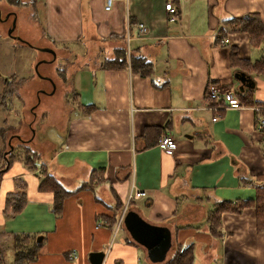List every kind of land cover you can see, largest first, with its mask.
<instances>
[{"label": "crops", "instance_id": "1", "mask_svg": "<svg viewBox=\"0 0 264 264\" xmlns=\"http://www.w3.org/2000/svg\"><path fill=\"white\" fill-rule=\"evenodd\" d=\"M169 1L178 7L177 20L166 9ZM34 2L36 19L17 11L19 31L32 44L53 48L54 61L67 59L66 51L70 58V47L85 42L96 54L87 57L85 48L77 50L83 53L80 64L62 68L66 82L56 77L53 63L42 66L60 87L36 109L29 145L41 157H51L34 169L15 161L2 176L3 241L19 234L6 230L9 220L18 218L13 226L24 224L25 230L43 236V249L29 264H92L90 254L99 251L105 252L103 264H155L124 223L118 225L134 184L146 195L132 200L128 209L168 226L174 245L192 246L193 264H264V230L257 229L253 207L224 213L221 237L211 235L207 221L217 202L252 198L256 184L264 183V131L257 129V118L264 117V77L233 64V51L243 60L264 56V43L252 47L247 32L233 31L225 23L258 13L264 24V0H115L110 10L106 0ZM221 28L229 31L225 37ZM119 47L127 52L126 65L103 68ZM133 55L152 63L148 76L132 70ZM240 71L255 82L254 88L245 89L252 90L255 104L213 108L208 85L237 92L235 74ZM70 90L74 95L66 101L72 102L71 112L63 118L64 96ZM28 100L34 102L35 93ZM87 105L93 108L89 111ZM39 123L43 132L51 124L64 132L63 144L57 147L52 135L39 137ZM164 134L177 142L173 153L158 145ZM0 145L2 168L1 137ZM43 166L76 191L58 216L52 211L53 194L39 189ZM243 177L253 184L243 183ZM85 183L92 186L84 188ZM11 192L26 194L18 213L5 212ZM119 209L116 226H110L104 216Z\"/></svg>", "mask_w": 264, "mask_h": 264}, {"label": "trees", "instance_id": "2", "mask_svg": "<svg viewBox=\"0 0 264 264\" xmlns=\"http://www.w3.org/2000/svg\"><path fill=\"white\" fill-rule=\"evenodd\" d=\"M5 1L9 4L17 6V8L26 7V4H24L22 0ZM225 23L231 25V28L229 29L233 31L238 30L247 32L250 36L252 47L256 48L264 43V24L260 14L252 13L238 19H229ZM220 30L222 33L221 37H225L229 32L226 28H221ZM127 61L128 57L125 47H119L115 52V57L105 60L102 63V67L105 69H119L124 67ZM233 64H240L242 65L244 71H253L257 75L264 77V56L254 61L247 59L243 60L240 59L233 51ZM131 67L134 72L140 73L142 76H148L153 70V65L150 61H148L146 58L135 55L131 57ZM237 92L238 96L244 104H255L252 90L247 89L244 92ZM86 107H88L90 111L93 108V105H87ZM7 158L9 159L10 164L8 168H6L5 164L2 166V168H5H0V180L4 173L15 161H20L29 168L33 169L38 166V163L40 164L39 152L34 151L30 145L20 146V149L10 153ZM42 168L43 176L40 180L39 189L43 191H49L53 194L52 211L55 215L58 216L62 213L65 200L72 194L76 193V191L73 192L65 188L53 173L46 170L44 166ZM95 177L96 175L93 174L90 183H92V180ZM242 181L245 184H253L251 180L244 177L242 178ZM90 183H85L83 187L87 188L89 187V185L92 186V184ZM25 203V193L11 192L7 195L6 198L5 212H8L11 209L14 213H18L22 211ZM246 207H253L255 209L257 216V229L264 230V183L256 184V194L252 198L236 199L233 201L222 200L220 202H217L208 214L207 221L209 224V231L211 235L215 237L222 236V215L224 213H240ZM120 210L121 209L115 211L111 217L104 216L110 226H116ZM4 234V232H0V264H29L37 260L42 243H37L36 240L33 241V238L31 236L14 233L12 234V240L8 245L2 241L1 237L4 236ZM25 240L26 242H22ZM9 248H12L13 258L11 261H9V263H6L5 259L8 257ZM174 249L173 254L169 256L167 261H165L163 264H193L194 253L192 246H183L178 243L176 244Z\"/></svg>", "mask_w": 264, "mask_h": 264}, {"label": "flooded vegetation", "instance_id": "3", "mask_svg": "<svg viewBox=\"0 0 264 264\" xmlns=\"http://www.w3.org/2000/svg\"><path fill=\"white\" fill-rule=\"evenodd\" d=\"M6 3L9 4L8 2ZM9 6L10 9L3 11L4 8L0 2V36L16 42V45H12V47L8 45L9 43H5V47L3 45L4 42H0V137L4 140L5 136L11 132L5 130L8 128V119L2 116L3 108L8 110L9 113L20 111L22 128L26 132L21 130L12 132V135H8L7 148L3 152L4 159H6L10 153L20 149V146H27L30 144L32 136L35 134L32 121L33 116L37 115L36 109L40 107L44 97L57 93L60 87L57 80L51 75L46 74V71L42 69V66L54 62V56L50 59L46 57L38 58L35 63L36 71L34 67L33 72L28 74H26L27 72L22 73L24 70L21 63L18 62L21 58L19 57L20 52H22L21 48L32 47L37 49V47L19 31L17 6L13 4H9ZM10 30H12V32ZM41 52L43 53V51ZM7 61H11V63L15 62L16 67L11 71L7 70ZM55 72L61 80L66 82L62 69H57ZM34 76H36V81H38L39 85L35 88V101L31 102L28 100V92L32 89ZM17 100L21 104L20 109L17 107L18 105L16 106L15 102ZM28 117L30 120H28ZM14 141H17V145L13 143ZM4 164L6 168H8L10 164L8 158Z\"/></svg>", "mask_w": 264, "mask_h": 264}, {"label": "rangeland", "instance_id": "4", "mask_svg": "<svg viewBox=\"0 0 264 264\" xmlns=\"http://www.w3.org/2000/svg\"><path fill=\"white\" fill-rule=\"evenodd\" d=\"M0 2H1L3 8H4L3 11L10 9L9 4H7L5 0H0ZM22 2L24 4H26V7L16 8V10L19 11V12H25V13H27L29 15V18L30 17H32L33 19L37 18V13H36V10H35L36 8H35V2H34V0H22ZM86 40H88V39L85 38L84 39V42ZM0 42L1 43L4 42L3 43L4 46H5V43H9L8 45H11V47H12V45H16V42L14 40H10L9 38L8 39H5V38H3L1 36H0ZM70 44H73V43H70ZM34 46L40 47L38 45H34ZM87 46H88V43L87 42H85V46H84V44H82V46H74V45H72V47H70V49L73 50V51H75V54H74L73 51H71L70 52V58H69L68 52L66 51L65 52L66 55L64 57H68V58L65 59V60L63 58H61V56H59L56 59V61L53 62L54 70L56 71L57 69H62L65 66H67V69H70L72 67V65H73V62H76L77 64H80V59L82 58L81 56L83 55V53H82V51L81 52H78V51H80L81 48L83 50V48H85ZM94 47H97L95 43L92 44V49H94ZM21 49H22V52H20V55H19V57H21V58H20V60L18 62L21 63L22 68L24 70L22 73L27 72L26 74H28L30 72H33L34 67H35V71H36L35 63L38 60V58H40V57H46V58H50L51 57L52 58V54L51 53H49L50 55H48L47 53L46 54L45 53H42L41 51H39V50H37L35 48H32V47H24V48H21ZM85 49L87 50V52L85 53V55L87 57H89L90 55L96 54L90 48H85ZM76 55H78V58H77V60H74L75 57H76ZM70 59H72V60H70ZM15 67H16L15 62H12V63H11V61L8 62L7 70H10L11 71ZM56 77H58V76H56ZM34 80L36 81V76H34ZM35 81H33V86L31 87L32 88L31 91L28 92V98L30 100H31V96H33V93H35L36 86L39 85L38 84V81H36V82ZM64 84H66V83H64ZM33 89H34V91H33ZM67 91L65 92V96H64V98H66V99H65V101H63V104H64V108L62 110V112H63L62 113L63 114V118L64 117L65 118L68 117V115L71 112V106H72V102L68 103V101H66V100L70 98L71 94L73 95V92L71 93V90H70V92H67ZM15 103H16V106L18 105L17 107L20 109L21 108L20 107L21 106L20 102L17 100ZM9 115H10V118H9ZM2 116H3V118L6 117L8 119V124H7V127L8 128L5 129L8 132L11 131V132L8 133V135L9 134L12 135L13 134L12 132H17V131H21V130L23 131L24 130L22 128L20 111L19 112L15 111V112L9 113L8 110H6V109L3 108V110H2ZM28 120H30L29 117H28ZM40 123H42V122H40ZM40 123L37 125V128H36V131H39V137H43L44 134H46V135H52V136L55 137V140L57 141V147H59L61 144H63L64 138H65L64 132H62L61 130H59L57 128V126H55L53 124H51L50 126L47 125L44 128V132H43V129L40 128ZM8 135H6L5 138H4L5 146H4V149H3L2 153L7 148V145L6 144H7V140H8V137H9ZM13 143L17 145V141H14ZM1 147H2V145H0V148ZM48 155H49V157H51L49 153H48ZM49 157L44 158L43 156L41 157V155H40V160H39L40 164L37 162L39 164V166L43 162H46L49 159ZM4 162H5V159L4 160L2 159L1 165ZM41 173H43V169H41ZM139 206L141 208H143L142 204H139ZM17 220H18V218L14 219V220H12V219L9 220V222L7 224L6 230H10V229L11 230H15V231H18L19 234L20 233L21 234L22 233L31 234L32 235V238H33V241H35V240L37 241L38 237L39 236H42V235H40V234H38L36 232L35 233L34 232L31 233L30 230L29 231L28 230H25V227L26 226L24 224L17 225V226H13L16 222H18ZM2 229H5V227H2ZM15 233H17V232H15ZM1 238H2V241H3V236ZM11 240H12V238L10 239L9 237H6V238H4V241L3 242H5L6 244L9 245ZM22 242H26V240L25 241H22ZM21 245H24V244H21ZM43 246L44 245L41 246V251L43 249ZM175 246L176 245L173 246V249L175 248ZM44 249H45V247H44ZM173 249L169 253L170 254L169 256H171L173 254V252L175 250V249L174 250ZM12 258H13V251H12V248H9V250H8V257L5 259V262L6 263H9V261H11Z\"/></svg>", "mask_w": 264, "mask_h": 264}, {"label": "water", "instance_id": "5", "mask_svg": "<svg viewBox=\"0 0 264 264\" xmlns=\"http://www.w3.org/2000/svg\"><path fill=\"white\" fill-rule=\"evenodd\" d=\"M10 31L12 32V30ZM37 49L51 53L54 57L57 55L51 47H37ZM235 78L240 82L239 91L244 92L246 88H254L255 82L247 73L237 72ZM123 223L131 238L145 248L151 262L160 264L168 259V255L174 246L172 231L168 226L153 224L132 208L126 212ZM42 242L43 236H39L37 243ZM104 258L105 252L103 251L90 254L92 264H103Z\"/></svg>", "mask_w": 264, "mask_h": 264}, {"label": "built area", "instance_id": "6", "mask_svg": "<svg viewBox=\"0 0 264 264\" xmlns=\"http://www.w3.org/2000/svg\"><path fill=\"white\" fill-rule=\"evenodd\" d=\"M115 0H106L105 9L110 10L114 4ZM166 9L170 14V18L172 20H177L179 16V10L177 5L173 1H169L166 3ZM141 29L144 31L146 30L144 24H141ZM129 38V37H128ZM224 42L228 43L229 40L226 38ZM128 49V53H129ZM207 96L212 102V107L216 110L221 108L224 109H242L245 107V104L241 101L240 97L237 95L235 90H223L219 88V86L215 83H210L207 87ZM217 117L214 118L216 120ZM257 129L264 131V117H259L257 119ZM159 147L167 153H173L177 148V142L171 135L164 134L160 138L158 142ZM146 195L144 190H141L136 185H132L128 196H127V204L125 205L118 222V225L123 224L124 217L126 212L129 210L128 207L130 206V202L132 200L140 199ZM106 222H101L100 225H104ZM74 254H71V257ZM74 257V256H73Z\"/></svg>", "mask_w": 264, "mask_h": 264}]
</instances>
